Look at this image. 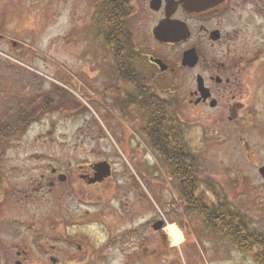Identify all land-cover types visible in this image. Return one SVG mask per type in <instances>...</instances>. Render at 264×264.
I'll return each mask as SVG.
<instances>
[{"label": "rangeland", "instance_id": "1", "mask_svg": "<svg viewBox=\"0 0 264 264\" xmlns=\"http://www.w3.org/2000/svg\"><path fill=\"white\" fill-rule=\"evenodd\" d=\"M56 1L54 22L40 16L33 27V19L24 20L18 55L0 54L1 80L18 73L20 84L10 89L21 91L23 103L56 87L73 95L2 145L0 264H253L187 213L166 168L136 131L141 116L104 95L116 62L93 28L90 0L61 7ZM163 51L158 57L173 68L179 58ZM243 64L244 90L236 102L229 96L218 110L201 112L187 104L196 71L161 73L145 61L139 70L156 72V87L180 102L178 119L199 161L201 189L218 203L214 189L252 230L264 233V56ZM228 101L242 105L237 119H230ZM100 162L111 165V177L88 184L82 176ZM160 221L165 227L154 230ZM170 224L182 236L180 245L165 230ZM77 233L91 244L72 243Z\"/></svg>", "mask_w": 264, "mask_h": 264}, {"label": "flooded vegetation", "instance_id": "2", "mask_svg": "<svg viewBox=\"0 0 264 264\" xmlns=\"http://www.w3.org/2000/svg\"><path fill=\"white\" fill-rule=\"evenodd\" d=\"M114 1L117 12L119 9L122 13L125 6L128 14L127 30L116 33V38L122 40L120 44L128 40L127 51L132 55V62L138 72H142L139 70L142 61L148 62L161 73L196 71L194 86L189 90L187 100V104L195 111L201 112L205 108L218 110L223 106V100L229 96L236 102V98L244 90L240 79L244 71L243 59L255 55L264 56V0H112V4ZM56 2L61 7L70 3V0ZM90 2L93 9L95 1ZM54 4L55 0H0V43H4V46L0 44V54L18 55L20 49L17 44L24 20L30 22L33 19L36 22L33 27L39 23L40 16L42 22L47 23L46 19L53 16L54 22ZM93 14L94 10L92 17ZM132 21L137 26L132 25ZM66 34H69V30ZM256 41L259 43H255ZM160 50L179 58L175 60L173 68L158 57L157 52ZM189 51H194L199 58L193 68L182 66V60ZM206 56L212 59H207ZM153 60H161L168 69L162 72ZM9 67L13 69L12 65ZM148 73L157 76L156 72ZM17 74L16 72V77L11 79L1 80L0 77V83L5 81L1 84L3 87H0V113L6 116L0 121L13 117L17 120L21 117V91L16 90L12 95L10 89L11 85L20 84ZM199 78L202 79L201 87ZM159 91L156 87L155 92L161 98L176 102L178 117L177 107L180 102L176 96L170 92L171 96L166 97L164 92L160 91L159 94ZM234 102H229L227 109L233 117L230 119H237V112L242 109V105H234ZM132 108L140 117L141 113L135 107ZM13 134L20 132L10 130L9 135L12 137ZM52 173L54 176L58 174L55 170ZM94 173L83 176H87L88 180ZM62 176L59 175L60 180Z\"/></svg>", "mask_w": 264, "mask_h": 264}, {"label": "trees", "instance_id": "3", "mask_svg": "<svg viewBox=\"0 0 264 264\" xmlns=\"http://www.w3.org/2000/svg\"><path fill=\"white\" fill-rule=\"evenodd\" d=\"M94 1L93 28L98 30L104 45L111 49L116 62L113 83L106 88L104 95L117 98L123 110L135 107L141 113L136 131L148 142L166 168L187 213L201 222L208 234L227 240L231 249L249 257L253 264H264V233L252 230L247 217L233 210L225 200L221 202L214 189L211 192L218 203L211 201L201 189L197 175L199 161L185 144L184 130L176 115V102L161 98L155 92L157 76L138 72L132 55L127 51L128 40L122 44L121 39L117 40L116 33L127 30L126 7L120 13L115 1L113 4L112 0ZM123 84L132 91L125 93ZM69 97L73 98L69 91L56 87L37 101L24 102L19 119L13 117L0 121V154L2 145L10 138V130L14 133L25 131L31 123L61 106ZM70 240L81 246L91 244L89 237L82 233L71 236Z\"/></svg>", "mask_w": 264, "mask_h": 264}, {"label": "water", "instance_id": "4", "mask_svg": "<svg viewBox=\"0 0 264 264\" xmlns=\"http://www.w3.org/2000/svg\"><path fill=\"white\" fill-rule=\"evenodd\" d=\"M155 63H157L160 66V70L162 72H165L168 67L166 64H164L161 60H153ZM199 61V58L196 56L194 51H189L185 54L183 60H182V66L183 67H188V68H193L197 65ZM202 79L199 78V84L200 87L201 85ZM95 169V174L94 177L91 178L89 181H87L88 184H95V183H101L103 181H105L107 178H109L112 174V170L110 167V164L107 162H102V163H98L94 166ZM260 174L262 175V177L264 178V168L260 169ZM87 177H83V179H86ZM62 179H65V177H63ZM164 227V222L160 221L157 222L153 228L156 231L162 230ZM52 262L56 263L57 260L52 258Z\"/></svg>", "mask_w": 264, "mask_h": 264}, {"label": "bare ground", "instance_id": "5", "mask_svg": "<svg viewBox=\"0 0 264 264\" xmlns=\"http://www.w3.org/2000/svg\"><path fill=\"white\" fill-rule=\"evenodd\" d=\"M172 239L174 240L175 245H180L182 241V236L180 235V232L176 229L175 225H168L167 228L165 229Z\"/></svg>", "mask_w": 264, "mask_h": 264}]
</instances>
